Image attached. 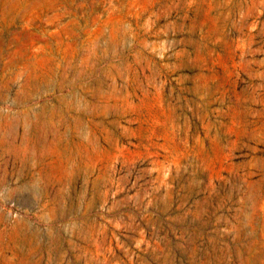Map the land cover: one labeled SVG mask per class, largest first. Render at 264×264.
Wrapping results in <instances>:
<instances>
[{"label": "rangeland", "instance_id": "374dc122", "mask_svg": "<svg viewBox=\"0 0 264 264\" xmlns=\"http://www.w3.org/2000/svg\"><path fill=\"white\" fill-rule=\"evenodd\" d=\"M0 264H264V0H0Z\"/></svg>", "mask_w": 264, "mask_h": 264}]
</instances>
